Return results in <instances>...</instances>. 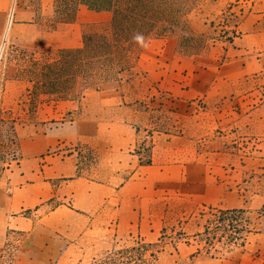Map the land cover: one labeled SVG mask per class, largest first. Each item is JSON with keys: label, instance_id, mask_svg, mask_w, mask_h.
<instances>
[{"label": "rangeland", "instance_id": "374dc122", "mask_svg": "<svg viewBox=\"0 0 264 264\" xmlns=\"http://www.w3.org/2000/svg\"><path fill=\"white\" fill-rule=\"evenodd\" d=\"M238 3L240 6L235 8L238 16L234 19L238 23L259 13L254 41H259L264 48V0H242ZM241 6L245 10L239 15ZM57 8L56 0H0V102L12 107L14 103V107L22 111V118L16 122H11L7 114L0 113L3 120L0 122V185L4 186L6 193H10L6 187L9 170L20 158L21 139L40 131L43 125L33 123L31 106L27 103L18 106L13 99L17 91L5 94L1 87L7 85V79L16 75V60L21 49H47L41 43L28 46V43L17 41L10 28L31 20L38 29H48L60 17L56 13ZM14 31L16 35L31 32L25 27ZM212 35L217 38L215 42L227 40L220 37L219 31ZM58 40H61L60 36H55L54 41ZM138 53L137 48L133 50L134 60ZM132 66L135 67L134 62ZM130 70L124 74H135L134 86L138 94L144 93L141 98L145 93L160 96L159 74L151 72L142 76L136 72L138 70ZM263 84L264 71L240 81L224 82L218 85L223 96H210L207 103L199 102L191 113L146 106L138 101L133 105L134 110L120 117L115 107L110 106V112L106 113L107 118H114L115 134L85 136L79 138L75 147H67L75 153L73 163L79 164L84 178L100 179L110 186H119L122 193H127L121 195L122 208H138L143 222H150L151 227L161 230L164 222L174 223L173 219L179 216L181 207L189 211L202 205L219 209L245 208L246 213H231L229 219L222 223L225 226L219 219H213V243L218 247V257L206 258L214 259L210 261L224 260L233 255L232 252L246 251L247 254L242 257L237 254L242 264H264V214L262 208L253 205L258 194L259 202L264 201ZM134 96L129 94L128 100ZM83 103L84 109L90 107L88 101ZM240 105L246 109L245 112L239 110ZM147 131L150 134L153 131L152 137ZM114 142L115 151L112 149ZM151 147L154 148L153 153ZM131 153L138 158L131 157ZM156 154L162 158L155 160ZM140 164H167V177L158 181L157 172L148 171L143 178L138 175L132 178L131 174ZM130 179H142L144 183H129ZM45 190L49 192L51 188L46 187ZM111 205L106 203V223L102 235L89 232L74 242L61 240L66 251L58 255V264H152L154 260L150 251H161L156 261L158 264H187V259L176 253V244L182 241L175 235L163 241L146 243L138 232H118ZM36 215L35 209L6 214L9 221L26 216L35 218ZM240 223L259 228V231L248 234L247 238L246 232L238 235L236 231L240 229ZM30 233L19 228H10L2 233L0 264H24V259L32 254L30 247L35 233ZM230 237L234 238L231 243ZM192 247L195 249V246Z\"/></svg>", "mask_w": 264, "mask_h": 264}, {"label": "crops", "instance_id": "0c3cea01", "mask_svg": "<svg viewBox=\"0 0 264 264\" xmlns=\"http://www.w3.org/2000/svg\"><path fill=\"white\" fill-rule=\"evenodd\" d=\"M258 14L245 16L240 21L238 30L241 33L232 41L219 40L194 58L177 53L174 37L150 38L141 50L135 67L131 69L138 70L136 72L142 76L151 72L159 74L160 96L145 93L141 98L140 95L144 93L138 94L133 73H122L116 84L102 86L91 93L87 99L90 104L87 109H84L83 99H51L41 95L34 111L33 123L43 127L21 139L20 158L9 170L6 182L10 193L4 192V186L0 185V241L4 239L2 233L7 229L30 231L31 235L35 233L30 247L32 254L24 259V264H58V255L66 251L61 240L74 242L89 232L103 234L106 203L112 204V218H115L118 232H138L146 243L159 241L160 229L151 227L150 222H143L138 208H122L121 195L127 193H122L119 186H110L104 180L84 178L79 164L73 163L75 153L67 146L75 147L79 138L85 136L115 134L114 118H107L110 106L115 107L120 117L134 110L133 105L138 101L144 102L146 106L191 113L199 102L207 103L210 96H223L218 85L262 73L264 48L259 41H254ZM109 15L105 8L81 3L73 22H57L48 29H38L30 20L15 24L10 31L17 36V41L28 43V46L41 43L51 49L75 48L82 45V25L107 20ZM20 27L31 32L16 35L14 30ZM55 36H60L61 40L54 41ZM261 89L264 95V84ZM129 94L135 95L132 100H128ZM223 100L226 101L225 98ZM239 110L243 113L246 109L240 105ZM261 120L264 124V111ZM152 133L148 132V136L152 137ZM112 149H117L115 142ZM153 149L151 147L152 153ZM130 156L138 158L134 153ZM156 158L162 156L156 154ZM138 166L131 174L132 178L135 175L143 178L146 172L152 171L157 172L158 181H163L169 169L167 164ZM128 182L144 183L142 179H130ZM46 187L51 190L48 192ZM259 199L258 194L254 197L253 205L262 208L264 214V201L259 202ZM28 209H35V218L26 216L7 220L8 212L17 213ZM176 249L181 258L187 259V264H218L217 261H220L219 264H242L238 255L242 257L247 254L246 251H236L232 254L237 256L210 261L214 259H207L203 255L190 258L194 248L184 242L177 243Z\"/></svg>", "mask_w": 264, "mask_h": 264}, {"label": "trees", "instance_id": "16d2710c", "mask_svg": "<svg viewBox=\"0 0 264 264\" xmlns=\"http://www.w3.org/2000/svg\"><path fill=\"white\" fill-rule=\"evenodd\" d=\"M56 1V13L60 15L57 22H73L81 3L105 8L110 15L107 20L84 24L80 47L21 49L20 57L16 60L17 73L7 79V85H3L1 91L5 94L17 91L13 99L18 106L27 103L32 113L41 95L51 99H83L85 102L91 93L102 86L119 82L122 73L133 67L132 62H137L150 38L174 37L177 53L194 58L215 43L217 38L212 35L213 32L219 31L220 37L228 41L241 33L238 21H234L238 16L235 8L240 6L236 0ZM239 10V15H242L245 9L241 6ZM136 48L139 53L134 60L132 53ZM0 113L7 114L11 122L22 118V111L14 107V103L12 107L0 102ZM178 213L179 216L173 219L174 223L164 222L159 241L175 235L176 239L195 246L190 258L199 255L217 258L218 247L213 243V219H219L222 225L231 213L243 214L246 209H219L202 205L194 211L181 207ZM240 226L236 233L240 235L246 232V238L248 234L259 231L247 223H240ZM233 239L230 237V243ZM160 252L150 251V257L154 260L152 264H158L156 261Z\"/></svg>", "mask_w": 264, "mask_h": 264}]
</instances>
